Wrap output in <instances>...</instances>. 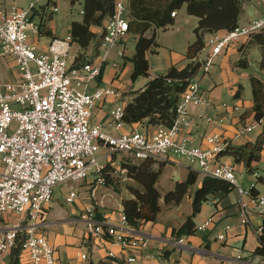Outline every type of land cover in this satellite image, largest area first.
<instances>
[{
	"label": "built area",
	"instance_id": "1",
	"mask_svg": "<svg viewBox=\"0 0 264 264\" xmlns=\"http://www.w3.org/2000/svg\"><path fill=\"white\" fill-rule=\"evenodd\" d=\"M40 1L28 0L25 7L18 4L0 7V57L11 58L17 65L13 79L2 80L0 77V264L18 239L23 264H57L55 248L38 227L45 205L52 200L55 186L61 183L69 187L66 201L73 202L78 196L74 183L86 179L91 167L94 174L92 188L105 184L103 169L114 153H121L132 161L169 162L174 155L189 156L192 162H198L203 176L223 178L238 191L243 222L249 221L251 206L264 214V193H252L259 173L251 172L254 181L250 187H244L238 181L234 161L221 159V153L230 141L220 133H210L205 136L210 143L206 148L195 144L187 131L194 125L191 104L197 106L199 115L207 122L220 120L211 111L203 112L211 101L202 91L196 74L188 78L174 123L158 125L154 131H145L138 126L124 129L125 103L120 102L122 92L116 87L98 84L94 90L88 89L91 81L101 76L110 48L129 33L130 3L115 0L114 12L105 20L99 33L105 52L99 51L95 58L73 65L71 34L55 37L49 50L43 53H39L30 41V32L39 33V23L33 20L32 14ZM80 12L84 13L83 6ZM171 14L175 16L176 11ZM263 30L264 14L225 33L209 34L203 54L198 57L199 70L209 72L215 56L232 40L238 42L239 52L243 55L248 42ZM113 65L119 67L117 62ZM105 96L116 99L110 121L118 131L116 133L105 130L102 123L91 121L93 108ZM14 119L18 121L16 125ZM243 129L251 130L252 126ZM101 147L108 148L104 161L95 155ZM86 212L88 217L95 218V206L87 207ZM9 215L17 218L11 225L7 224ZM212 221V217H208L197 224V231L206 230ZM126 225L130 224L122 212L119 223L94 220L91 229L96 236L107 234L121 243L126 261L146 264L148 258L156 256L153 251L140 252L149 247V238L127 233ZM262 230L263 225L256 229L257 233ZM225 236V231L217 234L219 239ZM183 240L180 238L178 242ZM82 257L86 258L87 254L82 253Z\"/></svg>",
	"mask_w": 264,
	"mask_h": 264
},
{
	"label": "crops",
	"instance_id": "2",
	"mask_svg": "<svg viewBox=\"0 0 264 264\" xmlns=\"http://www.w3.org/2000/svg\"><path fill=\"white\" fill-rule=\"evenodd\" d=\"M75 1L42 0L38 3L37 8H40V5L47 4L48 9L54 11L49 21V26H51L55 34L53 37L30 32V41L36 45L39 53L47 52L55 37H65L71 34L73 20L83 19V16L77 17L73 14ZM129 3L130 0H127L126 4ZM13 4L25 7L28 4V0H0V7H8ZM179 9L176 10L173 22L158 28L157 47L154 51L157 55L149 54L151 74L144 76L146 80L144 79V84L139 88L144 87L153 76L165 73L172 64H177L180 67L187 64L188 59L185 52L189 44L196 39L194 28L198 24L199 17L188 13L186 5H183ZM263 14L264 0H250L243 5L239 25L246 24ZM32 16L34 21L40 23V13L33 12ZM161 28L163 29L162 32L159 31ZM92 29L97 35L101 31L98 26H93ZM218 32L225 33L226 30H219ZM129 33L134 35L136 44L135 32L131 30ZM252 39L246 45L248 58L253 46H258L261 49L260 45L253 42ZM98 40L96 37L86 50L81 49L76 41H72L71 51L77 57L79 55L81 57L86 55L85 58L93 59L100 51L99 45H97ZM240 57L238 42L234 40L230 41L215 56L214 64L210 71L200 78L202 91L211 101L210 106L203 109V112L211 111L220 120L216 123L207 122L204 117L199 115L200 111L197 106L191 104L190 108L196 122L187 131L191 134L195 144L207 148L210 146V143L205 139V136L210 133H220L232 145H243L255 142L263 132L264 117L260 121L255 118L253 92L252 96H249L247 89L249 83L251 85L250 77L252 74L260 77L263 81L264 78L259 74L247 71L250 66L248 68L239 67L237 61ZM126 63L127 61H125V66L118 64L121 70L124 67L120 74L116 66L112 65V68L107 69L105 65L102 75L96 78V83H90L88 89L92 91L98 84L114 86L122 92V98L124 99V103H126L133 97L132 91L136 90L133 88L134 82L132 81L134 79L131 78L132 80H129L126 78ZM10 73L13 75L17 73L15 61L11 58L0 57L1 79L8 80ZM115 100L114 96H105L97 102L91 116L92 123H102L105 130L110 133L118 132L110 124L112 120L111 110L114 107ZM236 105L238 106L237 108H235ZM129 125L130 128L125 126L124 129L129 130L133 126H138L145 131H154L158 126L146 125L140 122ZM247 126H252V129H243ZM173 158L175 159V157ZM221 159L234 161L233 156L229 154L222 155ZM262 162H264V146L261 150V158L253 162L254 171L259 173L255 184V191L252 192L253 194L264 193L258 187V182L264 184V180L259 179L260 177L264 178V166H262ZM172 163L181 172L182 179L180 180L186 178L191 168L196 169L192 165L182 162L180 159L176 162H165V166ZM235 164L236 169L240 166L250 176L247 186H244L238 179L239 183L244 187H250L254 181L251 172L244 162H236ZM203 177L202 174H199L192 193L185 196L178 204H167L164 198L161 197L163 199V201L160 199L162 208L156 220L145 221L139 226L126 225L124 227L127 233L133 235L143 234L149 238V247L141 249L140 252L149 250L155 252L156 256L148 258L146 264H247L250 261H253L254 264L261 263L262 259L259 256H253L252 252L259 244V233H257L256 229L260 225H264V214L251 206L248 211L249 221L243 222L240 213V195L235 188L226 193L219 192L210 195L203 201L200 210L192 216L195 226L202 223L208 217H212L213 221L206 230L181 236L175 235L174 230L182 226L193 212L194 190L202 184ZM124 178L126 179V176ZM128 180L131 183L137 184L131 178H128ZM91 182L90 180H85L86 184L80 186L85 191L82 194L78 192V196L73 202L66 201L65 195L68 192V188L65 192L62 191L64 195L62 194L61 198H58L59 200H55L54 189L52 200L43 209L41 222L38 227L40 231L46 234L55 248L57 264H91L107 257V255L123 259V264H135L126 261L125 251L121 243L116 241L114 237L107 234L96 236L91 229L94 220H103L108 224L119 223L123 212L122 199L124 197H132L134 194L128 188L131 195H123L122 187L116 184V180L115 182L113 181L114 184L111 182L110 184L99 185L95 189L91 188ZM110 186L119 192L120 196H114ZM62 187L66 188L65 185H57V188L61 189ZM104 191H106L104 197L112 196L109 199L110 204H107V199H103V196H100V193ZM97 192L99 195L96 194ZM161 193L164 195L165 192L161 191ZM245 199H249L248 196H245ZM92 204L96 206V216L93 219L88 217L86 212L87 207ZM16 221V216L9 215L7 224L11 225ZM227 225H229V228L225 229ZM221 231H225L226 234L223 239L217 237V234ZM180 238H184V240L178 242ZM82 253H86L87 257L83 258ZM8 256L9 254L5 256L1 262L2 264L6 263Z\"/></svg>",
	"mask_w": 264,
	"mask_h": 264
},
{
	"label": "trees",
	"instance_id": "3",
	"mask_svg": "<svg viewBox=\"0 0 264 264\" xmlns=\"http://www.w3.org/2000/svg\"><path fill=\"white\" fill-rule=\"evenodd\" d=\"M249 1L130 0L129 32L131 30L135 32L136 44L133 55L128 58L133 65L132 77L134 79L151 74L149 54L156 50L158 28L173 22L174 16L171 14L173 11L186 5L188 13L195 14L199 20L194 28L196 39L189 44L185 52L188 59L187 64L183 67L172 64L165 73L153 76L144 87L133 90V97L125 103L124 121L127 124L140 122L146 125L171 126L177 117V105L187 88L188 78L199 70L198 57L203 52L207 36L219 30L227 31L238 26L243 5ZM83 7V19L72 21L71 35L73 41H76L81 49L86 50L97 37V33L92 27L98 26L102 29L105 20L114 12L115 0H84ZM36 12L41 14L39 34L54 37L55 34L49 26L54 11L49 10L47 4H43L40 5V8L35 9ZM98 38L97 45H100L101 40L99 36ZM252 40L261 47V57L258 63L260 68L264 69V30L256 33ZM85 56H75L73 65H80L85 60L92 59L85 58ZM237 65L242 68L250 66L246 50L237 61ZM250 81L253 92L254 116L260 121L264 117V81L254 74L251 75ZM263 146L264 130L255 142L243 145L230 143L221 155L233 156L234 163L244 162L248 170L253 172L255 169L253 162L261 158ZM114 155L113 159L108 161L103 169L105 184H110L113 181L111 167L125 170L126 185L134 196L122 199L123 212L132 226H139L145 221L156 220L162 208L161 197L167 204L180 203L185 196L192 193L199 174H201L199 170L191 168L185 179L177 180L174 188L166 191L163 195L156 184L165 166L164 161L145 159L136 162L127 157L119 159L116 166L112 164L117 160ZM128 178L137 184L129 182ZM259 179L264 180L263 177ZM233 188V185L223 178L204 176L202 184L194 190L193 212L182 226L174 230L175 235L195 233L197 229L193 224L192 216L200 210L203 201L212 194L226 193ZM254 191L255 186L252 188V192ZM20 253L21 245L20 239H18V243L12 248L6 263L3 264H23ZM252 255L259 256L262 259L260 264H264V225L262 232L259 233V244L253 250ZM123 261L119 257L107 255V257L91 264H123Z\"/></svg>",
	"mask_w": 264,
	"mask_h": 264
},
{
	"label": "rangeland",
	"instance_id": "4",
	"mask_svg": "<svg viewBox=\"0 0 264 264\" xmlns=\"http://www.w3.org/2000/svg\"><path fill=\"white\" fill-rule=\"evenodd\" d=\"M41 2V1H40ZM125 2H127V0H125ZM83 3H84V0H76L75 3H74V9H73V14L77 17H82L83 16V13L80 12V8L83 6ZM28 5V4H27ZM39 5V4H38ZM185 6V5H184ZM180 10V9H179ZM181 11V10H180ZM160 32L163 31V29H159ZM99 34L97 35V38H98ZM99 39V38H98ZM99 48H100V52L101 54H103L105 52V47H101V44L99 45ZM122 51H124L125 55L130 57L133 55L134 51H135V38H134V35L131 34V33H128L126 35V37L124 38V41H120L116 44H114L108 54H107V63H106V68L110 69L112 68V65L114 64V62H117L118 64L123 65L125 66V61H127L126 63V66H127V74H126V78L129 79V80H132L131 78L132 77V73H131V69H133V65H132V62L130 60V58L126 57L124 54H122ZM73 53V51H72ZM74 54V53H73ZM100 54V55H101ZM157 55L156 52H151V55ZM203 54V53H202ZM250 67L249 69H247V71H251L253 73H256V74H259L260 76H262L264 78V69H261L259 67V64H258V61L260 59V56H261V49L258 47V46H253V48H251L250 50ZM118 70H119V74L122 72V70L120 69V67H117ZM109 71V70H108ZM108 73V72H107ZM208 73V72H207ZM207 73H204L203 72V69H200L197 73H196V77L198 79H200L201 77H203L204 74H207ZM131 75V76H130ZM14 78V75L12 73L9 74L8 76V79H13ZM134 79V78H133ZM145 77L144 76H140L136 79H134L132 82H134V85H133V88L137 89L139 87H141L144 82H145ZM95 82L96 83V79L94 78L91 83ZM247 94L250 96H252V90H251V85L249 83V86H248V89H247ZM120 102L124 103V99L121 98L120 99ZM206 120V119H205ZM196 122V119L194 117V124ZM18 123V121L16 119L13 120V124L16 125ZM126 127L130 128L129 124L126 123L125 125ZM106 151H108V148L107 147H101L100 149H98L96 152H95V155L97 158H101L100 161H104L105 160V157H104V154L107 153ZM115 158H117L118 160L114 163H112L113 165H118V161L119 159H122V158H127V156L125 157L124 155H122L121 153H117L114 155ZM175 159L173 158L172 161L176 162L177 160H182V162H185L186 164H189V165H192L193 167H195L196 169H199V165H198V162H192V159L189 157V156H186V155H183V156H176L174 155ZM129 158V157H128ZM136 162H140L139 161H136ZM262 166H264V162H262ZM110 170L112 171V175L114 176L113 178V181L115 182V180L117 181V185L119 187H122V193L123 195L125 196H130L131 195V192L129 191L128 189V186L126 185V181H127V178L125 179L124 177L126 176L124 171L122 170H119L118 168L117 169H114V167L110 168ZM90 173L89 175L87 176L86 179H83L79 182H76L74 183V185L76 186L77 188V191L79 193L82 194L83 191H85V189H82L80 186H83L85 183V180H90V181H93L94 180V174L91 172L92 171V167L90 168ZM264 172V170H263ZM236 174H237V177L239 179V181L244 185V186H247L249 184V173L244 170V169H241L240 166L237 167L236 169ZM182 179V175H181V172L178 171V168L177 166L172 163V164H169L168 166H165L163 168V171L161 173V177H160V180L158 181V183L156 184L158 189L162 192H166L167 190L171 189L174 187L175 185V182L177 180H180ZM112 181V182H113ZM113 182V184H114ZM62 184V183H61ZM60 184V185H61ZM59 185V184H58ZM63 186L65 184H62ZM91 185V184H90ZM103 185H106V184H103ZM66 188L62 187L61 189L60 188H57V185L55 186V200H59L62 196V191L65 192V190L68 188L69 190V187L68 185H65ZM93 187V185H92ZM91 187V188H92ZM258 187L259 189L262 190V192H264V184H262L261 182H258ZM110 188L112 189V193L114 196H120L119 195V192L115 191L111 186ZM106 193V191L104 192H101L100 193V196H103V199H107L106 202L107 204L110 202V198L112 196H105L104 197V194ZM97 195H99V193L97 192L96 193ZM64 195V194H63ZM59 198V199H58ZM161 201H163V199H161ZM110 204V203H109ZM92 206H95V204H92ZM96 207V206H95ZM87 250V249H86ZM88 252V250H87Z\"/></svg>",
	"mask_w": 264,
	"mask_h": 264
}]
</instances>
